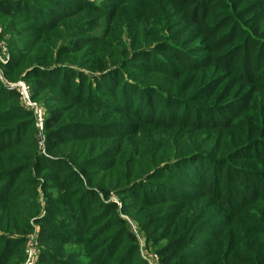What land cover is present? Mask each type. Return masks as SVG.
Listing matches in <instances>:
<instances>
[{"label":"rangeland","instance_id":"rangeland-1","mask_svg":"<svg viewBox=\"0 0 264 264\" xmlns=\"http://www.w3.org/2000/svg\"><path fill=\"white\" fill-rule=\"evenodd\" d=\"M170 1L140 13L117 0H0V235L12 223L24 231L10 237L23 241L19 264L28 242L34 264H131L112 258L122 227L147 253L176 240V264H237L255 251L264 0ZM70 72L104 85L98 105L85 108L62 87ZM20 86L64 129L61 148L46 150ZM120 91L136 101L126 105ZM42 224L58 238L60 262H38ZM10 257L0 261L15 264Z\"/></svg>","mask_w":264,"mask_h":264},{"label":"trees","instance_id":"trees-1","mask_svg":"<svg viewBox=\"0 0 264 264\" xmlns=\"http://www.w3.org/2000/svg\"><path fill=\"white\" fill-rule=\"evenodd\" d=\"M163 1L164 2H159L155 0H117V6H119L120 4L121 6L128 4L130 8L133 7L135 8L136 11L142 13L143 11L147 9L149 10L150 8L152 10H155L156 6L158 7L160 6V9H164L168 5L167 3H165V1L171 3L170 0L169 1L163 0ZM13 4H18V3H13ZM3 12L9 15L15 14L13 13V11H10L8 9H3ZM23 54H27V51H24ZM137 58H141V57L137 55ZM62 76L64 77L65 75H62ZM67 76H70V77L68 79H65V81H63L62 87H67L68 91L71 92V96H73L80 105L84 106L85 108L89 106L98 105L97 103H95L93 98L94 96H96L94 94H95L97 87H100L102 88V90L105 91L103 84H99L95 77L92 76L91 78H88L87 75L85 74L83 75L82 73H76V72L71 73L70 72L69 75ZM119 94L123 96V100L121 101L124 102L126 105L127 103H129L127 102V100L132 101L131 103L136 101L134 99L136 95H133V96L130 94L126 95L125 91H120ZM92 104H95V105H92ZM258 114L259 113H255L254 115H252V117H250V122H249L250 125L254 127L258 126V122H260V116ZM32 120H33V127H34V118ZM57 125H58L57 121L55 120L53 116L49 118L44 117L43 131L45 133L44 142H45V146H46L45 148L47 151L56 150L59 147L61 148L65 142V139L63 137L64 129L59 128ZM247 142L248 141H245V144ZM15 147H17L16 143L12 145L10 148H15ZM5 150H7V148H4V149L1 148L0 154L3 151L5 152ZM59 166L60 168H63L62 171L68 170L66 169L67 168L66 165H64L63 163H60ZM261 183L264 184V181H261ZM262 186L264 189V185ZM97 190L102 192L100 189H97ZM262 195L264 196V193ZM250 196L254 197L255 195H253V193H250L248 197ZM126 198L134 199L136 198V196L134 195L132 197L130 196ZM0 204L8 205L7 203L4 202V200L0 201ZM236 204H238L239 207L241 206V208L245 206V204L243 205V202L236 203ZM16 226L17 225L15 223L7 225L6 226L7 229L5 231L7 232V230H9L10 228H13L10 230L11 233L0 235V254L1 256L3 255L11 256L9 259L16 260L15 264H19V260H21V258L17 256V254L18 252L21 251L20 246L23 244V241H21L19 238L12 239L10 237H11V234H19V233L20 235L24 234V231L22 230L18 231V229L14 228ZM105 227H108V225ZM0 230H3V229H1L0 227ZM259 233H262V232H258L256 234H259ZM260 236L261 234H259L257 237H254L255 251L253 252L252 249L247 248L245 253L242 254L240 258L238 259L239 263L237 264H264V235L261 238ZM115 238L118 241L117 243L120 244L117 249L120 252L118 254L113 252L112 258H116V260L119 258H123V260L131 259L132 261V262L130 261L131 264H145L141 259H137V261L132 260V257L138 254V249H139L138 241L132 233H130L128 230L122 227L121 229L117 230V233H115ZM56 239L58 238H56V236L52 233L48 225L42 224L40 226V230H39L38 237H37V242H38L39 250H40L38 254L39 255L38 262H42L45 260V257H42L43 255L48 256L49 257L48 259L54 260L56 262L58 261L60 262V260L63 259L62 251L60 250L61 246H59L58 252H55V250L52 247V244ZM60 241L64 242L63 239H61ZM145 242H146L145 243L146 248L150 249L152 247V243L148 242L147 238ZM178 250H179V247L177 246L176 240H173L166 247L155 249V253L160 258L161 264H176L175 255L177 254ZM0 264H12V263L7 262L4 259L0 261ZM216 264H223V263H220V261H218L216 262Z\"/></svg>","mask_w":264,"mask_h":264},{"label":"built area","instance_id":"built-area-1","mask_svg":"<svg viewBox=\"0 0 264 264\" xmlns=\"http://www.w3.org/2000/svg\"><path fill=\"white\" fill-rule=\"evenodd\" d=\"M18 89H19L20 101L29 111H31L32 116L34 118V127L37 133L40 135L43 130V112L34 103H31V101L29 100L27 90L23 86L18 87ZM34 245L35 242L33 243V245L28 242V248L26 249V253H25V260L23 261L22 264L35 263L37 253L34 248ZM138 255L145 264H161L160 258L156 253H147L141 245H139Z\"/></svg>","mask_w":264,"mask_h":264}]
</instances>
